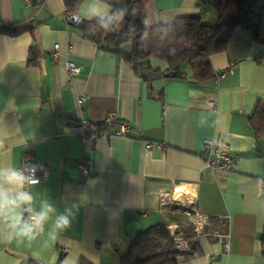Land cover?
<instances>
[{"label": "crops", "instance_id": "0c3cea01", "mask_svg": "<svg viewBox=\"0 0 264 264\" xmlns=\"http://www.w3.org/2000/svg\"><path fill=\"white\" fill-rule=\"evenodd\" d=\"M144 10L147 27L184 14L216 21L198 0H147ZM65 11L62 0H0V25L32 31L0 34V166L19 168L31 153L49 171L46 181L28 189L34 208L46 200L58 212H71L65 231L55 229L52 215L31 240L0 243V264H62L66 257L74 264H119L140 232L180 223V214L160 211L158 197L168 191L176 199L177 189L182 203L193 201L200 214L221 218L229 244L224 252L221 240L200 236L197 253L175 264H264V133L257 136L249 121L264 101V45L235 30L225 50L209 58L213 79L161 75L144 81L119 54L82 38ZM66 60L80 67L71 78ZM150 63L167 69L158 60ZM182 69L190 74L187 65ZM109 114L106 133L126 122L124 134L83 137ZM205 140L227 144L235 157L231 171L204 165ZM80 165L90 169L85 179ZM182 232L190 236L183 224Z\"/></svg>", "mask_w": 264, "mask_h": 264}, {"label": "trees", "instance_id": "16d2710c", "mask_svg": "<svg viewBox=\"0 0 264 264\" xmlns=\"http://www.w3.org/2000/svg\"><path fill=\"white\" fill-rule=\"evenodd\" d=\"M62 1L66 10L76 13L83 0ZM146 1L107 0L112 11L127 10L119 25L111 26V31L100 28L96 21L71 24L85 40L119 54L134 74L144 81L165 74L167 77L189 76L199 82L213 79L216 74L209 58L225 50L235 30L264 45V0H198L214 11V23L202 22L199 15L184 14L171 23L151 27L142 23ZM25 31L32 32L21 24L0 25V34L15 36ZM153 59L164 63L167 69L152 68L150 61ZM184 65L189 67V75L183 71ZM249 121L257 136L264 133V101L256 103ZM210 221L220 232L225 230L223 222L212 218ZM209 230L206 228L205 232ZM182 235L190 237L184 232ZM261 251L264 254V233L261 236ZM177 256L166 225L159 223L146 228L130 242L119 256V264H175ZM78 264L90 263L80 260Z\"/></svg>", "mask_w": 264, "mask_h": 264}, {"label": "clouds", "instance_id": "9594fccd", "mask_svg": "<svg viewBox=\"0 0 264 264\" xmlns=\"http://www.w3.org/2000/svg\"><path fill=\"white\" fill-rule=\"evenodd\" d=\"M135 11V10H133ZM126 9L112 11L107 0H87L77 9L72 20L76 24L85 21H96L99 27L111 31V26L119 25L125 16ZM142 23L147 27L148 18L144 17ZM129 26V31H131ZM127 35V33H126ZM36 166H33L32 175L14 166H0V243H11L13 240H31L39 232H43L44 225L52 215H55V229L65 231L71 226V212H58L48 201H44L39 210L34 208L33 193L28 190L35 188L39 180L35 177ZM27 186V187H26ZM30 215L27 219L23 213ZM57 237L52 236L55 243ZM62 264H74L69 258H65Z\"/></svg>", "mask_w": 264, "mask_h": 264}, {"label": "built area", "instance_id": "2783aa9c", "mask_svg": "<svg viewBox=\"0 0 264 264\" xmlns=\"http://www.w3.org/2000/svg\"><path fill=\"white\" fill-rule=\"evenodd\" d=\"M75 14V12L66 10V21L74 25H78L72 20V16ZM57 48L58 45H54L52 54L54 58L57 53ZM64 68L70 78L78 74L80 71V67L70 60L65 61ZM112 119V115L109 114L100 124L93 127L90 132L84 134L83 137L89 138L91 140L99 137L107 138L111 135H122L128 130V123L121 122L117 129H115L113 132L106 133L105 128L111 123ZM80 126L85 130L89 127V124L86 120H81ZM202 154L204 158V165L207 168L220 169L224 171H231L233 169L235 157L229 154L228 146L224 142L214 145V143L211 141L205 140L202 147ZM33 166H36L35 177L39 180L38 184L43 183L49 178V171L47 167L37 163L31 153L25 152L22 156L21 165L19 168L22 169L26 175H32ZM79 173L81 177L85 179L89 176L90 169L84 165H80ZM260 184L261 192L264 194V172L261 174ZM158 197L161 212H168L169 214H182L190 225L191 235L189 238H185L182 235V225L179 223V221H170L166 225L169 231V236L173 242V249L178 253V259L184 258L187 254L195 255L197 253V250L193 247L197 243L200 236H211L213 238H217L222 242L223 251L225 252L228 249L229 234L226 232L222 233L217 229V227H213L210 218L206 215L200 214L197 211L193 201L182 203L180 200L172 198V193L168 191H161ZM220 221L221 218H217V222ZM206 228L210 229L209 232H205ZM61 251L64 253L67 250L62 249Z\"/></svg>", "mask_w": 264, "mask_h": 264}, {"label": "rangeland", "instance_id": "374dc122", "mask_svg": "<svg viewBox=\"0 0 264 264\" xmlns=\"http://www.w3.org/2000/svg\"><path fill=\"white\" fill-rule=\"evenodd\" d=\"M180 193V190L179 189H177L176 191H175V194H174V197L176 198V199H178V200H181L182 201V197H181V195L179 196V195H177L176 193ZM181 194V193H180ZM180 216H182V218H180V223H181V225L183 224L184 225V227L185 226H187L188 227V232H189V234L191 235V231H190V225H189V223L187 222V220L185 219V217L181 214ZM186 223V224H185Z\"/></svg>", "mask_w": 264, "mask_h": 264}, {"label": "water", "instance_id": "95a60500", "mask_svg": "<svg viewBox=\"0 0 264 264\" xmlns=\"http://www.w3.org/2000/svg\"><path fill=\"white\" fill-rule=\"evenodd\" d=\"M164 76H167V74H165Z\"/></svg>", "mask_w": 264, "mask_h": 264}]
</instances>
